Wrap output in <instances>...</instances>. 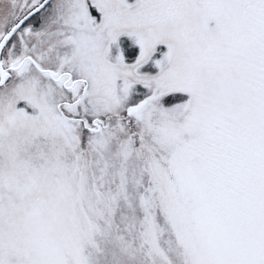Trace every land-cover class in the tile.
Segmentation results:
<instances>
[{"label": "snow or ice", "instance_id": "snow-or-ice-1", "mask_svg": "<svg viewBox=\"0 0 264 264\" xmlns=\"http://www.w3.org/2000/svg\"><path fill=\"white\" fill-rule=\"evenodd\" d=\"M0 264H264V0H0Z\"/></svg>", "mask_w": 264, "mask_h": 264}]
</instances>
